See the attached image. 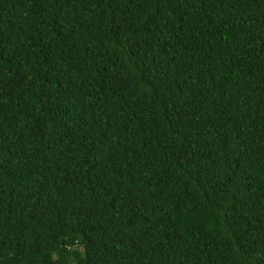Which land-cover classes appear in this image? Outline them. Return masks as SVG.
I'll return each mask as SVG.
<instances>
[{"label":"trees","instance_id":"obj_1","mask_svg":"<svg viewBox=\"0 0 264 264\" xmlns=\"http://www.w3.org/2000/svg\"><path fill=\"white\" fill-rule=\"evenodd\" d=\"M0 264H264V0H0Z\"/></svg>","mask_w":264,"mask_h":264}]
</instances>
